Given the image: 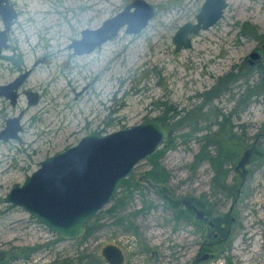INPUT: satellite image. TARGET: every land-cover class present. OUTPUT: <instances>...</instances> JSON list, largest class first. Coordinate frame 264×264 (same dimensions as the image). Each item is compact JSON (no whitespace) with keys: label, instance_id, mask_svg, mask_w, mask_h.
<instances>
[{"label":"rangeland","instance_id":"1","mask_svg":"<svg viewBox=\"0 0 264 264\" xmlns=\"http://www.w3.org/2000/svg\"><path fill=\"white\" fill-rule=\"evenodd\" d=\"M133 1L10 0L18 19L0 58V86L24 72L30 75L19 89L15 106L0 96V132L7 119L19 115L23 126L22 141L0 139V254L35 249L29 258L18 257L7 264H79L82 260L104 264L102 250L114 244L125 254L123 264H191L208 229L193 223L195 215L192 222L176 219L170 201L190 197L201 200L211 217L229 215L231 221L227 238L211 249L215 258L201 264H264V137L257 145L263 156L236 170L244 149L235 163L226 164L227 184L235 186L237 193L215 189L211 163L204 160L193 166L204 135L218 128L213 116L195 123V130L191 125L177 128L172 145L165 143L159 149L164 152L159 161L169 172L167 199L140 181L152 168L149 159L143 160L133 173L140 184L130 186L129 192L126 186L118 191L124 199L122 207L107 212L113 202L107 205L97 215L100 226L81 239L64 240L21 206L2 202L43 160L93 131L106 134L154 119L163 110L162 102L179 110L200 109L204 93L229 72L241 71L243 77L202 112L211 106L224 113L233 133L246 140L259 133L264 101L258 100L238 117L230 112L231 91L243 89L249 74L246 59L261 39L243 30L254 27L264 35V0H226L224 16L191 35L193 46L179 51L173 42L175 33L186 22L196 21L205 0H146L156 15L141 33L129 35L123 28L118 36L83 55L69 47L82 38L84 29L99 28ZM11 55L16 62L8 59ZM256 73H252L254 80ZM27 91L39 94L37 104H29ZM210 151L215 153V147Z\"/></svg>","mask_w":264,"mask_h":264},{"label":"water","instance_id":"2","mask_svg":"<svg viewBox=\"0 0 264 264\" xmlns=\"http://www.w3.org/2000/svg\"><path fill=\"white\" fill-rule=\"evenodd\" d=\"M227 7L226 0H205L196 21L186 22L175 33L173 42L176 50L191 48V35L214 26L224 16ZM0 15L4 22V28L0 29L1 58L3 50L9 47L8 35L18 19V11L10 0H0ZM155 15L156 10L151 3L134 0L105 20L99 28L84 29L82 38L74 40L69 47L78 55L91 53L118 36L123 28L129 35L141 33ZM250 57L253 61L259 60L258 49ZM29 75L30 71L24 72L12 82L1 85L0 96L9 99L15 106L20 97L19 89ZM26 95L29 104L39 102L37 92L27 91ZM21 118L22 115L7 119L0 139L21 141ZM172 135V130L156 118L111 133L92 132L76 145L43 160L41 167L28 176L22 185L15 184L2 202L21 206L64 240L81 239L87 233V225L113 202L124 181L133 176L136 165L157 154ZM251 156L252 149L246 150L236 170L244 169ZM246 173L247 170L242 176ZM142 179L146 180L147 175H143ZM152 186L155 187V184ZM181 203L195 213L196 219L208 221L209 229L215 226V221L207 217L205 210L189 197L183 198ZM102 256L108 264L125 262L123 250L114 244L106 245ZM214 257V253H205L194 264Z\"/></svg>","mask_w":264,"mask_h":264},{"label":"trees","instance_id":"3","mask_svg":"<svg viewBox=\"0 0 264 264\" xmlns=\"http://www.w3.org/2000/svg\"><path fill=\"white\" fill-rule=\"evenodd\" d=\"M243 33L253 35L256 38H261L264 40V35L260 36L254 27L245 26ZM8 59L15 61L13 55L9 56ZM258 74L259 75L257 76L258 78L256 82H254V84L248 85V89L251 92L248 98H240V101L243 102L244 109L248 108L251 105L254 95H256V93L260 91L259 88L262 87V91H264V64L258 67ZM241 77H243L241 71L238 74L229 72L226 75L221 76L218 79L217 84L211 90L204 93V100L203 104L200 106V109H194L193 111H187L186 109L179 110L174 105H170L167 102H162L161 104H159V106H161L163 110L161 114L156 117V119L161 120L165 126L169 127L174 134V130L185 125H191L192 129L195 130L197 127L195 123L199 124L200 121L207 120L211 116H213L215 118V121L218 123V128L217 130L211 131L210 133L204 135V143L201 147L200 152L196 155L193 166H197L198 163L204 160L209 161L214 169L215 174L212 178L213 187L215 189L227 191L233 194H236L237 192L234 189L235 186H229L227 184L229 170L226 168V164L229 162L235 163V160L239 156L241 151H243L244 149L248 150L252 147V141L255 140V137L252 138L251 141L249 139L246 140L245 138H243V136L233 133V126L229 125L230 122L227 115L220 111L211 109V106L208 108L207 112H202V108H205L206 106L212 104L214 100L219 99L221 94L228 92L230 84L240 79ZM249 80H251V78ZM172 138L173 135L165 143H167L168 145H172ZM211 146L215 147V153H211ZM163 153L164 152L162 150H159L157 154L149 158V161L152 163V168L147 172L146 175L148 176V178H151L155 182L165 184L168 179L169 172L159 161V158L163 155ZM261 156H263V154L260 152L257 146L253 147L252 158H260ZM139 184L140 183L134 180L132 176L126 179L122 186H126L127 192H129L130 186L136 187ZM170 201L175 208L176 219H185L192 222V216L195 215V213L191 209L185 208L180 201H174L171 199ZM194 201L204 207L201 200L194 199ZM123 203V196H119L117 192L114 196L113 204L107 210V212L117 211L120 207H122ZM99 219V216H97L91 223L87 225L86 235L91 234L100 226ZM216 220L219 231L224 234L223 236H225L229 229L228 224H231V221L227 216L218 217ZM193 223L197 226L203 225L202 222L198 219H196V221H193ZM130 227H134V225L131 224ZM18 249L20 250L12 252H2V254H0V264H7L12 259H16L18 257L29 258L32 252L35 250L34 248ZM97 261L102 264L100 260ZM103 261L104 264H108L106 260ZM79 264H85L84 260H82Z\"/></svg>","mask_w":264,"mask_h":264},{"label":"flooded vegetation","instance_id":"4","mask_svg":"<svg viewBox=\"0 0 264 264\" xmlns=\"http://www.w3.org/2000/svg\"><path fill=\"white\" fill-rule=\"evenodd\" d=\"M258 43H259L258 46L255 49H253L252 52L254 50L258 49V51L260 53V59L253 61L251 59V57H250V54L252 52H250L249 56L246 59V61H247L246 68H247L248 71H249V68H250V71H249V74H247V76H246L245 85L243 86V89L242 90L239 89V90L236 91V93L235 92L233 93V90L231 91V98H232V100L234 102V106H233V109H232V111L230 113L232 114L233 117H238V116L242 115L249 107L252 106V104L256 103L258 100L264 101V91H262V87L259 88L260 91L258 93H256V95H254L253 102L251 103V105L248 108L244 109L243 102L240 101V98H243V99L248 98L249 94L251 93L249 91V89H248V85L249 84H252V83H250V81H253L254 80V76H253L252 73L253 72H257L256 73V77H257L259 75L258 74V67H260V65H263L264 64V40L263 39H260ZM248 78L249 79L251 78V80H249ZM257 78H256V80H257ZM256 80H254V81L256 82ZM236 81L233 82V84H235ZM18 100H19V98H18ZM93 132H95V131H93ZM96 132H99V131H96ZM99 133H101V132H99ZM256 136H255V140L252 141L253 144H252V147L250 148V149H252V151H253V147L257 146L259 144V141L264 137V124L261 126V129L259 130V133ZM251 159H252V156H251ZM140 181L145 182V183H149L151 185V188L154 191H156L157 193H160V194L164 195L165 198H167L168 195L170 194V191L168 190L167 185H165L163 183L161 184L159 182H155L151 178H148V176H147V179L146 180L142 179V176H141ZM153 184H155V187L152 186ZM191 200L194 203H196L199 208H203L205 210V215L207 217H209L210 219H213L215 221V226L212 229H209L208 221H204L202 219L200 220L203 225H206L207 226L208 232H207L205 241L203 242L202 246L199 249V252L196 254L195 258L192 260V263L191 264H194L195 261L197 260V258L200 255L203 256L205 253H213V252H211L212 247L213 246H216V245H219L224 239H226L227 236L230 233V229H228L227 234L225 236H223L224 234H222V232H220L219 229H218L217 220H216L217 218L211 217L209 210H207L205 207H202L199 203L195 202L193 198ZM180 202H182V200ZM187 209H189V208H187ZM228 216L229 215H227V217ZM214 234H217V236L215 237ZM206 261H211V260H206ZM206 261H204V262H206ZM202 262H200L199 264H201Z\"/></svg>","mask_w":264,"mask_h":264}]
</instances>
